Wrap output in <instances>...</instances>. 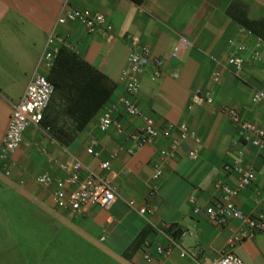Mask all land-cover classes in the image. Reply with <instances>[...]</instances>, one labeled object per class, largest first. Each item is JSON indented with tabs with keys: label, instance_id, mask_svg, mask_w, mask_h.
<instances>
[{
	"label": "crops",
	"instance_id": "obj_1",
	"mask_svg": "<svg viewBox=\"0 0 264 264\" xmlns=\"http://www.w3.org/2000/svg\"><path fill=\"white\" fill-rule=\"evenodd\" d=\"M73 10L105 15L109 29L105 34H90L79 22L57 23L62 14ZM51 35L60 38L61 47L105 75L115 90L82 128L84 116L76 110L79 98L67 93L54 95L42 124L30 126L20 148L9 156L10 175L0 160V192L5 197L6 214L10 212L7 205L15 202L21 210L13 211V218L16 212V218L30 215L47 222L41 228L14 230L23 237L65 232L76 240L61 244L62 248L50 246L47 240L44 246L35 241L30 246L37 252L32 258L28 247L9 243L15 232L12 227L5 228L9 236L0 240V264H160V258L144 261L143 246L149 241L155 250L156 245L169 244L154 228L163 225L187 252L182 257L180 249H175L166 264H205L221 257L245 226L231 220L219 227L204 212L196 214L194 210L222 200L219 182L234 187L240 177L225 169L235 157L233 141L239 134L223 109L235 108L243 119L264 129V100L258 104L252 101L255 94L264 92V50L261 60L253 58L256 38L264 40V0H0V151L13 110L39 69ZM129 36L137 38L140 46H148L153 59L164 62L159 80L151 79L152 66L141 77L136 102L143 114L160 129L186 123L199 137L198 142L193 138L183 142L173 158H163L161 152L171 148L177 134L136 146L132 136L144 127L142 118L123 114L121 133L99 128L106 108L124 93L121 77L133 51ZM181 38L189 44L174 58ZM232 39L248 47L239 74L228 64L234 53L229 44ZM205 92L211 93L212 103L206 101ZM93 141L99 143L98 159L87 153ZM193 150L198 151L196 158L190 156ZM245 151L244 168H252L257 178L234 201L243 213L257 216L264 213L260 203L264 158L251 145L247 144ZM112 155L110 176L118 198L110 209L88 205L71 213L55 207L56 182L66 177L59 163L75 157L98 171L100 162ZM156 165L164 171L159 181L152 177ZM47 171L53 183L44 187L37 178ZM155 186L157 194L151 198ZM145 206L157 210L141 215L139 210ZM172 228L180 231L178 237L171 233ZM182 231L192 235L182 238ZM46 247L56 252L51 248V258L43 260L46 254L41 255L40 248ZM233 251L246 264H264V234L244 240ZM57 252H63V257L57 259Z\"/></svg>",
	"mask_w": 264,
	"mask_h": 264
},
{
	"label": "built area",
	"instance_id": "obj_2",
	"mask_svg": "<svg viewBox=\"0 0 264 264\" xmlns=\"http://www.w3.org/2000/svg\"><path fill=\"white\" fill-rule=\"evenodd\" d=\"M68 22H79L83 24L90 34H105L109 29V21L103 14L92 13L89 11L73 10L62 14L58 24ZM251 34V32H247ZM133 46V51L129 56V66L122 74V81L125 83L124 93L118 101L110 104L99 119V128L103 132L115 129L118 132L123 131L120 118L123 114L132 117L142 118L145 122L141 132L132 136L138 148L153 144L158 138L169 139L174 134L178 138L173 141L170 149L163 150V158H173L176 155L181 144L189 138L199 141L198 135L190 129L186 123L168 124L165 128H157L153 119L145 116L136 102V96L141 88V77L152 66L153 81H157L163 75L164 62L162 59H153L151 49L148 46H140L139 40L132 36L128 37ZM189 44L186 38H181L180 43L173 52V57L177 58L178 53ZM229 44L234 48L233 55L229 58L228 64L232 70L239 74L245 67L243 54L247 51V45L236 43L233 39ZM255 52L253 58L261 60L264 50V40L256 38ZM61 48L60 38L51 35L47 42V48L39 59V69L35 72L26 92L18 105L15 106L10 118L9 126L5 134L3 145L0 151V160L4 162L6 175H10L7 168L9 156L18 150L23 143L24 134L30 126H40L44 119L45 111L48 109L55 93V86L47 77L48 70H51ZM44 70H46L44 72ZM47 72V73H46ZM179 74L175 73L174 77L178 78ZM218 79V78H216ZM203 96L208 103L213 102L210 92H205ZM264 100V92L254 95L252 101L258 104ZM223 112L238 127V138L233 141L236 147L235 157L231 163L225 166L228 172L238 174L240 177L237 184L231 187L223 182H219V187L223 191L222 200L202 209L196 207L194 212L199 214L204 212L207 218L219 227L227 225L231 220H237L245 226L244 232L234 236L228 243V249L213 261L205 264H246L245 261L234 253L235 247L246 239L253 238L257 234H264V213L257 216H250L235 204V199L240 193L249 187L256 180L255 171L245 169L246 151L245 146L251 145L264 158V129L259 125L243 119L240 112L231 107H226ZM99 143L93 141L87 149V153L98 159L101 152L98 149ZM131 153H133L131 151ZM197 150L190 152V156L196 158ZM103 160L99 164V170L95 171L86 166L82 161L71 157L66 162L59 163L60 170L66 174L64 180L56 182V189L53 193V202L56 208L67 210L71 213L83 211L88 205H97L102 209H110L118 198V189L114 184L110 174L112 171V160ZM164 175L163 169L156 165L153 172V180L159 181ZM37 183L41 186L48 187L53 183L51 174L47 171L37 178ZM73 187L72 190H69ZM157 194V186L150 191V197L154 198ZM193 201V200H192ZM260 203L264 209V193L260 197ZM157 210L156 206L142 207L139 212L141 215H147ZM164 238L167 239L168 245H156L153 250L152 243L147 241L143 246V259L147 263H152L155 259L160 258V264H166L175 249H180L181 256L185 257L187 252L182 249L180 243L173 238L168 232L169 227L154 226ZM191 236V232L182 231L181 237Z\"/></svg>",
	"mask_w": 264,
	"mask_h": 264
},
{
	"label": "trees",
	"instance_id": "obj_3",
	"mask_svg": "<svg viewBox=\"0 0 264 264\" xmlns=\"http://www.w3.org/2000/svg\"><path fill=\"white\" fill-rule=\"evenodd\" d=\"M47 77L55 86L54 95L67 93L79 98L76 110L84 116L81 128L101 110L115 90L105 75L64 46ZM171 233L175 237L180 235L176 228H172Z\"/></svg>",
	"mask_w": 264,
	"mask_h": 264
},
{
	"label": "rangeland",
	"instance_id": "obj_4",
	"mask_svg": "<svg viewBox=\"0 0 264 264\" xmlns=\"http://www.w3.org/2000/svg\"><path fill=\"white\" fill-rule=\"evenodd\" d=\"M5 201V197H3L1 195V192H0V240L3 239H7V234L5 233V228L7 229H12L13 232L15 233H12L9 238H10V242L9 243H17L21 246H25V247H28V253L30 255H32V258H33V255L36 254L37 252L34 251V250H30L31 247H32V243H35L36 242H40L39 244H44V243H47L46 240L48 241V243H50L49 245L50 246H56V245H61V244H64L65 242H75L76 240L68 235H66L65 232H60L58 233L56 236H51V235H48L47 234H34V235H26V236H22V234H20L18 231L14 230L15 228L20 229L22 231H25V228H32L33 226H38V227H43V226H46L47 225V222H45L46 220L44 219H38L34 216H28V215H23V217H20V218H16V212H15V215H14V218H13V211H19L21 210V207L20 206H17V204L14 202V203H10L7 205V211H10L8 213V215L6 214V210H4L3 208V202ZM5 207V206H4ZM17 207L19 208L17 210ZM6 208V207H5ZM2 212L4 213V216L2 214ZM40 221V222H39ZM56 232V231H55ZM30 237L33 239L30 240ZM54 238V239H53ZM31 243V244H29ZM31 246V247H30ZM38 246V244H37ZM44 246V245H43ZM24 247V248H25ZM53 247H46L45 249L44 248H40V253L41 255H45L43 256V258L41 259H46L47 256H50L51 258V254H52V250H53ZM52 248V250H51ZM61 248H62V245H61ZM56 251L53 250V253H55ZM59 253L60 255L57 256L56 258H62L63 257V252H57ZM40 259V257H39ZM33 261H35L33 259ZM32 261V262H33Z\"/></svg>",
	"mask_w": 264,
	"mask_h": 264
}]
</instances>
